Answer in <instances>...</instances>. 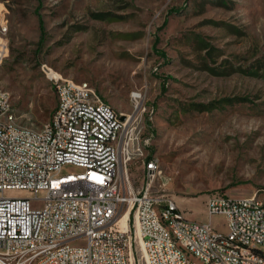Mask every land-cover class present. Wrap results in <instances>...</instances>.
<instances>
[{
  "label": "rangeland",
  "instance_id": "1",
  "mask_svg": "<svg viewBox=\"0 0 264 264\" xmlns=\"http://www.w3.org/2000/svg\"><path fill=\"white\" fill-rule=\"evenodd\" d=\"M218 1L0 0V87L17 124L49 120L51 72L89 83L117 114L139 91L178 210L225 234L206 196L264 190V0Z\"/></svg>",
  "mask_w": 264,
  "mask_h": 264
},
{
  "label": "built area",
  "instance_id": "2",
  "mask_svg": "<svg viewBox=\"0 0 264 264\" xmlns=\"http://www.w3.org/2000/svg\"><path fill=\"white\" fill-rule=\"evenodd\" d=\"M3 53L0 44V60ZM49 78L56 106L38 130L10 128L16 118L0 88V264H189L155 210L210 264H264V190L207 195L208 219L222 215L225 234L210 221L178 224L184 215L171 179L145 138L152 112L141 93L134 91L129 113L117 114L89 83ZM69 166L76 171L63 173Z\"/></svg>",
  "mask_w": 264,
  "mask_h": 264
},
{
  "label": "bare ground",
  "instance_id": "3",
  "mask_svg": "<svg viewBox=\"0 0 264 264\" xmlns=\"http://www.w3.org/2000/svg\"><path fill=\"white\" fill-rule=\"evenodd\" d=\"M3 58L4 53L2 55V60ZM51 75H54V73L51 72ZM132 98L134 99V94H132ZM10 128L14 131H22V127L19 126L16 121H10ZM161 171H163L162 163ZM127 216L128 215L125 214L121 219L122 228H127ZM155 220L159 229L166 231V236L170 239V244L181 252L182 256L185 257L189 264H210V258L201 255L194 246L182 237L180 231L177 230L176 222H168V215L164 210H155ZM177 223L186 224V219L181 216H177Z\"/></svg>",
  "mask_w": 264,
  "mask_h": 264
},
{
  "label": "crops",
  "instance_id": "4",
  "mask_svg": "<svg viewBox=\"0 0 264 264\" xmlns=\"http://www.w3.org/2000/svg\"><path fill=\"white\" fill-rule=\"evenodd\" d=\"M206 199H207V196H206ZM175 200V203H176V205L178 206V199L177 198H175L174 199ZM203 210H204V212H205V214H206V207H205V203H203ZM183 214V213H182ZM187 219H189L186 215H184ZM206 216H207V214H206ZM206 216L205 217H202L201 219H200V221L201 222H204L205 221V218H206ZM208 217V216H207ZM185 218V219H186ZM190 220V219H189Z\"/></svg>",
  "mask_w": 264,
  "mask_h": 264
},
{
  "label": "trees",
  "instance_id": "5",
  "mask_svg": "<svg viewBox=\"0 0 264 264\" xmlns=\"http://www.w3.org/2000/svg\"><path fill=\"white\" fill-rule=\"evenodd\" d=\"M217 3H218L219 6H220V5H224L223 0H220V1H218Z\"/></svg>",
  "mask_w": 264,
  "mask_h": 264
},
{
  "label": "water",
  "instance_id": "6",
  "mask_svg": "<svg viewBox=\"0 0 264 264\" xmlns=\"http://www.w3.org/2000/svg\"><path fill=\"white\" fill-rule=\"evenodd\" d=\"M121 120H123V118H121Z\"/></svg>",
  "mask_w": 264,
  "mask_h": 264
}]
</instances>
